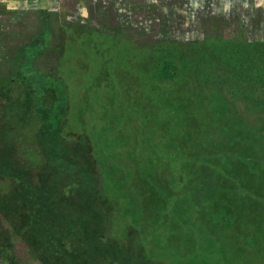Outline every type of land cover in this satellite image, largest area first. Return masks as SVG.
<instances>
[{"label":"rangeland","instance_id":"obj_1","mask_svg":"<svg viewBox=\"0 0 264 264\" xmlns=\"http://www.w3.org/2000/svg\"><path fill=\"white\" fill-rule=\"evenodd\" d=\"M232 42L264 48V0H0V104L6 105L0 121L11 114V98L28 101L30 109L29 128L12 130L14 156L0 139V194L18 204L0 200V210L21 208L24 218L0 264H123L111 251L87 252V184L98 191L93 201L102 218L106 210L100 238L121 242L137 259L264 264V236L257 245L248 241L251 227L264 221V209L252 210L248 197L264 205V193L256 191H264V181L256 185L242 171L237 193L245 201L235 210L224 181L235 156L250 162L252 172L264 167L261 155L234 149L264 123L238 99L242 88L201 81L213 72L231 76L233 56H215V69L187 48L228 52ZM30 72L56 84L33 88ZM253 88L264 97V86ZM208 96L243 119L225 125L206 103L192 118L181 115L189 99ZM55 116L59 139L37 136ZM208 141L221 145L210 149ZM252 142L255 153L264 151L262 142ZM198 187L202 193L194 197ZM217 200L225 208L215 207ZM149 205L156 219L133 223Z\"/></svg>","mask_w":264,"mask_h":264},{"label":"trees","instance_id":"obj_2","mask_svg":"<svg viewBox=\"0 0 264 264\" xmlns=\"http://www.w3.org/2000/svg\"><path fill=\"white\" fill-rule=\"evenodd\" d=\"M256 44L259 45V47L255 45L257 46V49H249V48L243 47V45H240V43L232 42L228 46L229 47L228 52H226L225 50L222 51L216 48L210 49L209 45L188 46L187 48L196 50V52L198 53L196 54L198 56H200V54L205 55V58H204L205 61H214L215 69L220 68L218 64L219 59L216 58L215 56H233L234 58L231 60L232 66H233L230 72L231 76H226V74H222V73L215 75L213 72L214 79L211 78L210 76L204 75V76H200L201 81L214 82L218 84H222L228 81L231 87L233 86L234 88H242L240 89L241 92L239 94H243L244 96H240L238 99H240L241 101L244 100L247 103H249V106L247 108L251 111V113H253L254 115H257V120H259V122L263 121L264 123V97L256 98V94H254L255 88H253L254 86L257 85V83L259 85L264 86V48L262 47L263 50H259L258 48H260L262 44L261 43H256ZM219 46L222 47L223 43H221ZM251 46H254V45H251ZM258 56H263V57H258ZM25 76L28 77L26 79L28 85L33 88L40 87L44 89V87H50L56 84V81L54 79L44 77L37 72L35 73L30 72L26 74ZM216 79L218 82H216ZM241 83H245V85L242 86ZM251 95H253V97ZM8 96L10 97L9 92H8ZM214 98L215 97L209 98L208 96L206 98L194 99L193 101L189 99L188 104H186L184 107L185 112H183V114L181 113L180 114L183 115L184 117L189 116L192 118L194 117L192 116L193 111L194 110L202 111L201 110L202 105L206 103V105H208L207 108H210V115L216 118L225 119L224 121L225 125L227 123H231L232 120L235 118L236 119L239 118L238 122L240 123L241 121L240 119H243L241 114H234V112L231 114L225 113L224 111L225 104L221 103L218 100H215ZM39 102L41 104V109L39 110L41 111L42 116H44V113L47 111V108L44 105L45 101L41 100V97H40ZM7 105H9L8 108L11 114L10 115L7 114L6 118L0 121V139L3 141V149L6 150L5 154L14 156V154H11L10 151H8L12 149L14 141L18 140L16 136L12 135V130L14 129L16 131H20L21 128L23 127L29 128L28 126L30 124L27 122V120L24 117L27 114V112L30 111V109H29L28 101L25 102L24 100L23 101L21 100L19 102L18 100L13 99V98L9 99ZM0 107H1V104H0ZM2 107L6 110V105H2ZM1 108H0V119H1V110H2ZM54 118H55L54 121L47 122V128L45 130L42 128L40 129V131L37 130L35 134L38 136V132H39V135L49 142H54L55 140H58L59 139L58 138L59 135L57 134L58 116H55ZM235 131L238 132L239 130L235 129ZM50 132L53 134H49ZM254 133H256V135ZM261 133L262 134L264 133V128H261ZM261 133H259L256 129H251L250 133L244 134V138L246 139V141H240V139H238L239 141L234 143V149L238 151L239 153L250 151L252 154L253 153L255 154L256 158L259 155H261L262 159L264 160V155H263L264 151L262 152V150H260L259 152V150H257L255 153V149L252 146L253 145L252 141L256 139L262 142L261 144L263 145V150H264V135H262ZM213 144L208 141L205 146L209 145L208 148L210 149H215V148L218 149V146L221 145V144H218V145L215 144L214 146ZM51 151H52V154L53 153L55 154L57 153L58 150L56 147H52ZM256 161L257 162L255 163L258 165H260L263 162L258 159ZM250 168H251V163L243 161L241 156L233 157L231 163L228 164V176L227 178L224 179V181L226 182L229 188V191H230V195L233 198L232 201H229V202H230V205L234 207V210L237 209L238 206L240 207V203L245 201V197L240 196L237 193L238 191L237 181H244V178L242 176V171L245 170L246 172H248L249 180H253L256 183V185H258L257 181H264V167L260 168L259 173L252 172ZM205 169H207L210 175L212 176V170L208 166H205ZM140 181H142L140 184H143L141 187L142 188L144 187L145 189L146 187L145 180L140 179L138 182ZM92 188H94L93 185L91 187V185L87 184V196L89 195L87 197V201H85L84 198L82 197L84 200V203H88V207L87 209H85V212L87 213V236H88L87 237V252L91 254L92 253L102 254L103 252L109 253L111 251L110 253H112L113 256H115L116 258L122 260L123 264H150L152 261L149 260L144 254L137 259L134 257V254H133L134 251L130 249L128 250L122 249V247H120L122 245L121 242L118 243L116 240L111 239L113 243L118 244L117 246H115V245L108 244L106 240H104L103 238H100L99 234L105 236V232L107 231L106 210L104 209L105 218H104V214L102 218L98 209L94 206V201H93V196L94 198H96L98 196V191L96 192ZM256 189H257L256 190L257 193H264L263 190H260L258 188ZM200 193H202V191L198 187L193 192V195L194 197H197ZM212 193L213 194L215 193L214 189H212ZM232 193H234V195H232ZM248 198H250L251 200L250 204H251L252 210H254V208H259L260 210L264 209V205H262L263 202L260 199H257L256 197H254L255 198L254 200L251 199V197H248ZM20 199L22 200V198ZM148 199L149 198L147 197V200ZM0 200L2 203H5V204L18 205L16 203L17 200L14 199V196L4 198V196L0 194ZM226 200L227 199L223 201V204H225L224 202ZM214 203H215V207L216 206L224 207L221 201L217 200V201H214ZM236 203L238 204V206ZM235 204H236V207H235ZM148 209H149L148 211L147 210L146 211L140 210V212L138 211L137 214L139 216L134 217L133 223L142 221L143 219L154 221L156 218L154 217V213L150 212L152 209L150 205ZM213 210L215 213L217 212V210L215 209ZM0 213H1L0 214V257H1V252L3 250H6L5 247L7 246V248L9 249L10 240L12 236L15 235V233L18 232L19 229H22L24 225L23 224L24 218L21 216V214L23 213V210L21 208L17 209L16 211H10V212L0 210ZM90 218H92V223H91ZM104 219H105V222L103 223ZM253 226L254 227H251L250 230L253 232L254 236L251 235L252 238H248V241L249 243H251L250 245H257L258 242L256 241L258 240V237L261 234H262V237L264 236V221H259V223H256ZM103 230L105 231L103 232ZM107 238L110 239L109 237ZM226 245L228 247L230 246L234 247V244L231 242L226 243ZM119 253L123 255L120 256Z\"/></svg>","mask_w":264,"mask_h":264}]
</instances>
